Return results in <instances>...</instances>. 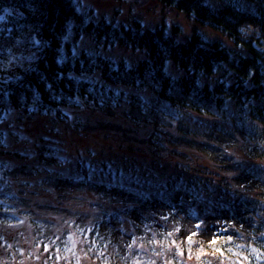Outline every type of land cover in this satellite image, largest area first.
Listing matches in <instances>:
<instances>
[{"label": "trees", "instance_id": "1", "mask_svg": "<svg viewBox=\"0 0 264 264\" xmlns=\"http://www.w3.org/2000/svg\"><path fill=\"white\" fill-rule=\"evenodd\" d=\"M161 1L194 24L221 32L232 46L210 41L197 31L180 41L176 37L180 28L173 25L171 30L164 21L154 28H143L139 22H91L75 0H0V125L9 115H17L14 122L47 116L70 126L67 110L110 116L126 107L129 112L123 116L135 128L130 131L147 130L144 144L158 160L154 165L134 160L138 165L131 174L114 159L94 164L80 159L74 169L69 166L66 176H55V165L66 164L53 142L52 135L59 136L56 129L49 134L53 144L40 148L44 162L24 168L32 175L42 168L49 180L72 187L85 199L86 186L94 192L100 185L109 186L116 192L113 199L100 197L102 204L115 209L108 219L97 215L92 221L64 222L67 230L80 236L93 262L264 264V0H226L222 6L211 0ZM87 35L103 47L145 50L146 56L129 63L79 48ZM94 74L101 82L87 78ZM12 132L0 129V152H6L5 139ZM236 150L247 153L250 161L238 159ZM197 154L210 163V169L199 171L207 177L192 175L193 168L187 165L188 157ZM166 155L187 164L178 161L175 171L166 174ZM5 165L0 162V187L4 185L0 219L7 224L19 211L6 200L11 183L1 177ZM101 178L107 182L97 180ZM253 190L260 195L254 197ZM60 191L66 196L62 187ZM158 206L171 211L168 219L154 212ZM158 217L163 222L160 228ZM139 218L148 222L139 224ZM185 221L193 227L184 228ZM124 222L129 231L121 227ZM38 225L45 233L56 227L54 221L43 219ZM115 231L128 243L116 242ZM56 237V233L48 237L55 258L71 250L64 236L56 245ZM137 237L149 244L151 257L131 245ZM156 238L172 250L155 248Z\"/></svg>", "mask_w": 264, "mask_h": 264}, {"label": "rangeland", "instance_id": "2", "mask_svg": "<svg viewBox=\"0 0 264 264\" xmlns=\"http://www.w3.org/2000/svg\"><path fill=\"white\" fill-rule=\"evenodd\" d=\"M87 8H92L95 18L97 19H114V22H124L130 24L136 20H140L144 26L154 28L159 26L161 22H165L172 30L173 25L180 28V32L176 37L180 41H187L194 31L201 32L210 41L218 40L225 45L232 46L228 38L210 27L194 24L185 13L180 12L175 7H169L164 2L159 0H78ZM211 3L217 6H222L226 0H211ZM172 32V31H171ZM81 47L94 50V44L90 38H85L81 41ZM102 53L111 55L114 58L124 59L129 63L137 62L139 59L146 56L145 50H127L123 47H112L108 50H103ZM174 74L179 72L171 68ZM124 112H129L126 107H121L114 115H105L98 112H88L79 114V123L73 122V125L67 126L63 123H56L55 120L39 119L28 123L12 122L11 125H5V128H13L14 131L20 132V136L10 135L7 137L9 151L0 152V162H5L1 177L10 179L11 183L9 198L11 208L18 210L16 220L7 224L0 219V264H97L93 262L85 253L84 243L80 236L75 231L67 230L66 220L83 221L87 218L89 221L94 220L99 215L100 220L109 218L110 214L114 213L115 209L111 205L102 204V209H96L92 206L90 194H86V199L81 192L69 186H63L62 190L66 194L68 189L71 194L63 195L60 191L59 183L49 180L47 173L42 168L37 175H32L24 168H31L34 160L31 158L18 157L20 153L33 152L40 149L46 142H41L42 138L49 135L52 129H56L59 136H55L54 145L58 149H62L63 154L70 157L71 160H76L79 155L85 157L91 155L98 161L114 159L118 161L121 167L129 172H134L132 167L138 165L134 160L153 161L151 154L147 152V147L144 144V138L147 130L144 132L130 131L133 125L123 116ZM75 117V116H74ZM77 119V118H76ZM20 127V128H19ZM135 131V128H134ZM49 140L46 144L53 143ZM45 147V146H44ZM239 149H242L239 147ZM185 152L191 150L184 149ZM81 153V154H80ZM238 159L246 158L247 153L242 155L238 150L233 152ZM180 158L166 155L164 159V170L166 174L175 171L176 164L181 162L187 164L185 160L179 161ZM191 163L187 164L192 167V175H207L203 174L201 168H209L210 163L204 155L197 154L195 157H188ZM133 161V163L131 162ZM179 161V162H178ZM250 161V160H249ZM65 173L69 171L68 164H61ZM23 167V168H22ZM43 171V172H42ZM140 171V170H139ZM159 174V169L156 170ZM137 173V172H135ZM55 176L59 174L58 168L55 171ZM48 177V178H47ZM259 180L251 179V183H257ZM9 185V184H8ZM53 185V186H52ZM60 186V187H59ZM0 187V190H3ZM19 194H22L19 195ZM3 197L0 191V198ZM106 198V196H104ZM4 198V197H3ZM73 209V212L71 211ZM159 210V208H156ZM159 213V211H158ZM164 218L166 212L163 210ZM32 215V216H31ZM56 223V227L48 233L42 232L39 229V219ZM159 218V217H158ZM188 220V219H187ZM139 224L147 223L141 218L138 219ZM144 222V223H142ZM161 223L162 220L156 222ZM127 224V225H126ZM145 225V224H144ZM63 228L60 232L59 228ZM125 231L130 230L128 222H124ZM183 227L191 229L193 224L191 221L183 222ZM117 229V227H116ZM116 229L107 228L109 231ZM145 230V228H143ZM65 231L68 234L65 236ZM130 231L129 233H132ZM141 232L136 231L135 233ZM151 232V231H150ZM57 234L55 244L59 245V238L64 236L71 250L61 251L57 258L50 251L49 238L52 234ZM50 234V235H48ZM116 242L127 244L129 239L123 238L121 232L115 231L112 233ZM215 235L211 236V238ZM156 242L152 241L158 250L161 252L172 250L171 246L164 248L158 238ZM127 241V242H126ZM138 247L139 250L152 256L149 244L144 243L139 237L134 239L131 244ZM48 247V249L46 248ZM123 247V246H122ZM46 248V249H45ZM124 251V250H123ZM126 251V249H125ZM160 256V255H159ZM112 264V263H109Z\"/></svg>", "mask_w": 264, "mask_h": 264}, {"label": "bare ground", "instance_id": "3", "mask_svg": "<svg viewBox=\"0 0 264 264\" xmlns=\"http://www.w3.org/2000/svg\"><path fill=\"white\" fill-rule=\"evenodd\" d=\"M77 3H78V8H79V10L81 11V12H86V14H87V20L88 21H101L102 19H97V18H95V15H94V13H93V9L92 8H87V7H85V6H83L82 4H81V2L80 1H78V0H75ZM110 1H112V0H110ZM116 1H123V0H116ZM159 1H161V0H159ZM162 2V1H161ZM103 20H106V21H108V22H112V23H115L116 25H119V24H126V23H124V22H114V19H103ZM135 22H139L141 25H142V27L143 28H149V26H144L143 24H142V22L140 21V20H136ZM162 23V22H161ZM160 23V24H161ZM134 24V22L133 23H130V24H126V25H133ZM157 27V26H156ZM85 38H90L91 40H92V42H93V44H94V50H91V51H93V52H96V53H99V54H102V55H105V56H109V57H111V58H113V59H118V58H114V57H112L111 55H107V54H104V53H102V51L103 50H108V49H110V48H112V47H116V46H119V45H115V46H112V47H103L102 45H99V44H97L96 43V41L91 37V36H89V35H87V36H83L81 39H80V41H79V43H78V47L79 48H84V47H81V41L82 40H84ZM119 47H123V46H119ZM123 48H125V49H127V50H130V49H128V48H126V47H123ZM84 49H87V48H84ZM87 50H90V49H87ZM87 78H89V79H93V80H95V81H99V82H101V79H100V76H99V74H94V75H92V76H87ZM110 87V86H109ZM67 112V114L69 115V123L71 124V125H73V122L74 121H76V123L78 124L79 123V114H81V113H88L89 111H87V110H75V111H72V110H67L66 111ZM75 116V117H74ZM12 116H8L4 121H3V123H1V125H0V129H3V130H7V131H13L10 135H17V137H19L20 136V132H18V131H14L13 130V128L11 127V128H5L4 126L5 125H11V123L12 122H14L13 121V119H14V117H17V115H15V116H13V118H11ZM11 118V119H10ZM77 118V119H76ZM39 119H45V120H47V121H49L50 119L47 117V116H43V117H39V118H37V119H34V120H32V121H37V120H39ZM15 123H17V125H19L20 126V124H22V123H25V122H15ZM57 123H59V122H57ZM20 128V127H19ZM9 135V136H10ZM43 139V141H45L46 143L49 141V140H51V138L49 137V135H46L45 137H43L42 138ZM5 144H6V152L7 151H9V145H8V142H7V139H5ZM53 144V143H52ZM46 146H48L47 144H45ZM21 154H26V155H28V158L30 159H32V160H34V162H35V164H34V166L35 167H38V166H40L43 162H44V153L42 152V150L41 149H37L36 151H33V152H27V153H21ZM81 154V153H80ZM57 155L60 157V158H62V160H64L65 161V163L66 164H68L70 167H72L73 169L76 167V165L78 164V160H80V159H82L83 161H85V162H87L88 164H94V162L95 161H98V160H96L95 159V157H93V156H91V155H86L85 157H83L82 155H79L78 157H77V159L76 160H71V158L70 157H68V156H66V155H64L63 154V151H62V149H58V151H57ZM151 157H153V161H152V159H150V165L152 164V165H154L155 164V162L158 160L153 154H151ZM52 167L54 168V165H52ZM69 167V168H70ZM159 167V166H158ZM58 168V172H59V174L61 175V176H66L67 175V173H65L63 170H61V168H62V165L61 164H59V163H57L56 165H55V171H56V169ZM31 174V173H30ZM76 177H77V175H78V173H75V170H74V173H73ZM146 175H147V177L149 178V179H151V175L150 174H147V173H145ZM34 175V174H33ZM80 180V179H79ZM97 180H99V181H101V182H104V183H106L107 182V178H101V179H97ZM155 181V180H154ZM154 181H152V182H154ZM156 181H157V183H158V180L156 179ZM101 186V185H100ZM99 186V188L97 189V192H94L93 190H90L91 188H87V186H86V188L84 189L86 192H85V194H90V200L92 201V206L93 207H96V209L98 208V209H102V202H101V199H100V197H102V196H106L107 198H109V199H113V198H115V195H116V192L115 191H113V192H111V191H109V190H111V188L108 186V187H106V188H102V187H100ZM61 187H63V186H61ZM101 189H104V190H101ZM252 194H253V196L254 197H258L259 195H260V192L258 191V190H253L252 191ZM261 199H264V197H262ZM3 203V202H2ZM156 208H159V210L158 209H156ZM168 211L167 209H165L164 207H162V206H158V207H155L154 208V212H156V213H158V211H159V214H160V212H162V211ZM166 213H168V214H172L171 213V211L170 212H166ZM127 225V224H126ZM154 225L155 226H157L156 224H155V222H154ZM162 225H161V223L159 222V228L161 227Z\"/></svg>", "mask_w": 264, "mask_h": 264}]
</instances>
